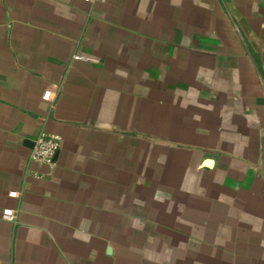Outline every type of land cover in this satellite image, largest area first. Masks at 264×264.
I'll return each mask as SVG.
<instances>
[{
    "label": "crops",
    "instance_id": "1",
    "mask_svg": "<svg viewBox=\"0 0 264 264\" xmlns=\"http://www.w3.org/2000/svg\"><path fill=\"white\" fill-rule=\"evenodd\" d=\"M0 264H264V0H0Z\"/></svg>",
    "mask_w": 264,
    "mask_h": 264
},
{
    "label": "built area",
    "instance_id": "2",
    "mask_svg": "<svg viewBox=\"0 0 264 264\" xmlns=\"http://www.w3.org/2000/svg\"><path fill=\"white\" fill-rule=\"evenodd\" d=\"M91 1V0H86ZM51 92H47L45 98L49 97ZM62 146V138L59 135L42 133L34 143L31 149L30 157L39 163H44L50 167L54 166L56 156ZM11 196H18V192L12 191ZM3 218L8 221L16 222L17 210L6 208L3 212Z\"/></svg>",
    "mask_w": 264,
    "mask_h": 264
}]
</instances>
